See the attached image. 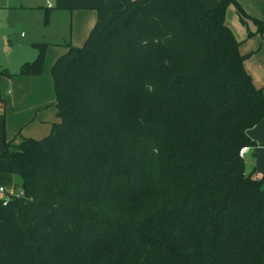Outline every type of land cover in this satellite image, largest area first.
<instances>
[{"label": "trees", "instance_id": "16d2710c", "mask_svg": "<svg viewBox=\"0 0 264 264\" xmlns=\"http://www.w3.org/2000/svg\"><path fill=\"white\" fill-rule=\"evenodd\" d=\"M228 5L264 32L235 0H119L66 45L57 120L3 143L22 194L0 201V264H264V170L238 155L264 100Z\"/></svg>", "mask_w": 264, "mask_h": 264}, {"label": "rangeland", "instance_id": "374dc122", "mask_svg": "<svg viewBox=\"0 0 264 264\" xmlns=\"http://www.w3.org/2000/svg\"><path fill=\"white\" fill-rule=\"evenodd\" d=\"M47 3L48 0H0V120L8 136L21 128V136L41 139L56 121L50 69L59 56L60 44L73 39L76 28L70 11H59L55 6L45 8ZM76 15L81 18L83 13L80 16L79 10ZM4 47L8 48V56ZM40 49V73H21L23 65L31 64ZM245 54L248 57L250 52ZM262 94L264 100V87ZM259 148L258 158L264 165V147ZM245 166L251 167L248 162Z\"/></svg>", "mask_w": 264, "mask_h": 264}, {"label": "crops", "instance_id": "0c3cea01", "mask_svg": "<svg viewBox=\"0 0 264 264\" xmlns=\"http://www.w3.org/2000/svg\"><path fill=\"white\" fill-rule=\"evenodd\" d=\"M200 1L208 7L212 6L216 2V0ZM235 1L247 15L264 23V0ZM118 3L119 0H48V6L45 8H53L55 6L59 11H70L72 16V25L76 28V34L73 39L71 38L69 41L60 44L62 48L60 49L59 55L66 51L67 44L71 46H81L95 22L105 20L108 17V8ZM42 6L44 7V5ZM79 10L80 16L83 13L81 18H79V16L77 18L76 15ZM224 24L230 29L235 40L239 42V53L245 54L250 52V55L244 60L243 64L245 70L251 76L253 84L257 88L264 87V32L257 33L255 31V26L250 20H246L245 26L242 25L238 20V15L233 5H228L226 7ZM247 29L251 32V35L249 36H247ZM8 52V48L4 47V53L6 56H8ZM1 106H3V99L0 98V108ZM20 131L21 128L17 132L19 133ZM17 132L8 136L5 132H3V125L0 120V153L3 151L4 141L11 139ZM246 133L250 140L255 143V146L249 147L243 154L242 159L244 161V165L248 162L251 166L250 168H246L245 166V171L247 172L252 168L256 170H264V165H262L258 158L260 151L259 147H264V119H261L256 125L249 128ZM248 153H250L249 156ZM13 184V176L8 170L7 163L4 159L0 158V186L6 189H13Z\"/></svg>", "mask_w": 264, "mask_h": 264}, {"label": "built area", "instance_id": "2783aa9c", "mask_svg": "<svg viewBox=\"0 0 264 264\" xmlns=\"http://www.w3.org/2000/svg\"><path fill=\"white\" fill-rule=\"evenodd\" d=\"M248 150V147H242L239 152H238V155L240 157H243V154ZM22 194V191L20 189H6L2 186H0V201L1 203L4 205L8 199L11 197V196H19Z\"/></svg>", "mask_w": 264, "mask_h": 264}]
</instances>
